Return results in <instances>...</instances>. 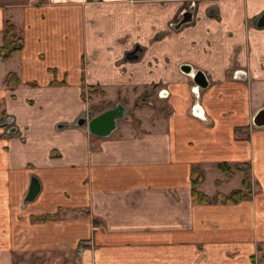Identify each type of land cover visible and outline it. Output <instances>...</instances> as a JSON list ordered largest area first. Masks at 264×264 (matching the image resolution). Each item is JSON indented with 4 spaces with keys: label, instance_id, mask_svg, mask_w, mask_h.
Masks as SVG:
<instances>
[{
    "label": "crops",
    "instance_id": "obj_1",
    "mask_svg": "<svg viewBox=\"0 0 264 264\" xmlns=\"http://www.w3.org/2000/svg\"><path fill=\"white\" fill-rule=\"evenodd\" d=\"M263 15L264 0H0V45L6 21L23 41L0 58V264H264ZM88 87L137 125H76ZM194 169L209 197L247 171L251 199L195 204Z\"/></svg>",
    "mask_w": 264,
    "mask_h": 264
},
{
    "label": "trees",
    "instance_id": "obj_2",
    "mask_svg": "<svg viewBox=\"0 0 264 264\" xmlns=\"http://www.w3.org/2000/svg\"><path fill=\"white\" fill-rule=\"evenodd\" d=\"M22 49H23V41L19 36L16 35L14 25L11 22L6 21L4 24V28L2 30L0 58L3 61H7L11 59V57L15 53L22 51ZM5 82L10 85V84H19L20 81L14 73H8L5 76ZM53 84L56 83H51V85ZM58 85H64V83H58ZM35 86H36L35 84H32V87ZM87 90L88 92L89 91L97 92V89H95L94 87H88ZM98 93H100V95H104L103 91H99ZM138 101H142V97H140ZM141 106L144 105L138 103L134 105L135 108H140ZM101 111L102 110H99L98 113H100ZM3 121L4 119L0 120V124ZM216 169L219 172H221L227 179H232L234 173L236 171H239L237 167H231L228 163H217ZM193 173L195 176L192 177L191 180V185H192L191 196L193 202L197 205H210L216 203L236 205L243 201H249L252 197V190L250 186L251 184L249 180V174H247V171H245L244 178L241 181L242 188L232 190L228 194L217 193L214 197H209L198 190V187L200 186V183L202 181V175L198 169H194ZM215 184L219 186L220 182L216 181ZM49 218H53V217L44 216L41 218V220L44 221Z\"/></svg>",
    "mask_w": 264,
    "mask_h": 264
},
{
    "label": "water",
    "instance_id": "obj_3",
    "mask_svg": "<svg viewBox=\"0 0 264 264\" xmlns=\"http://www.w3.org/2000/svg\"><path fill=\"white\" fill-rule=\"evenodd\" d=\"M192 10L185 11L181 14V19L175 27H180L184 24L190 23L192 20ZM257 25L259 27L264 26V15L258 21ZM193 83L196 85V90L205 89L208 86L206 76L201 71H197L193 77ZM196 92V105L195 110H198V93ZM197 113V112H196ZM196 115V114H195ZM126 116V110L120 104H116L115 107L106 109L96 115L92 116V111H89L87 115H82L80 119L76 122V125L80 127H85L87 132L98 138H105L111 135L117 127V122L124 119ZM252 124L256 128L264 127V106L254 115ZM40 190L39 182L36 178H32L30 185L25 196V203L32 202L38 195Z\"/></svg>",
    "mask_w": 264,
    "mask_h": 264
},
{
    "label": "rangeland",
    "instance_id": "obj_4",
    "mask_svg": "<svg viewBox=\"0 0 264 264\" xmlns=\"http://www.w3.org/2000/svg\"><path fill=\"white\" fill-rule=\"evenodd\" d=\"M0 85H1V81H0ZM99 91L100 90H97V92L96 91H94V92L89 91V92H86V94L83 95L84 99L91 103L90 109H91V111L93 110L92 111V116L96 115L99 110H104L105 108H108L110 106H114V107L116 106V104H112V103H107L106 104V103H104L101 100L96 102L97 98H102V97L105 96V94L104 95H100V93H98ZM111 97H112V95H108V98H111ZM141 97H142V101L136 100V102H135L136 104L138 103V104L144 105L148 101V99H146L145 95H142ZM128 102H126V103L131 105V103H128ZM0 105H1V100H0ZM155 107H156V104H155ZM111 108H113V107H111ZM131 111H132V108L131 107L128 108L127 116H125L124 119H121L119 121L123 122V121L129 120V121H131L130 124L132 125V127H135L137 125L138 121H137L136 118H134V116H132V112ZM5 116H6L5 112L4 113L1 112L0 120H2ZM240 178H241V176L237 175L236 178L233 181H231V182H229L227 184H224V186L222 187V191L227 193V192H231L232 190H235V189L239 188V186H240L239 185ZM210 179H211V176L208 175L206 181L208 180L209 186L204 189L206 191L207 190H211V191L214 190V186L211 183Z\"/></svg>",
    "mask_w": 264,
    "mask_h": 264
},
{
    "label": "built area",
    "instance_id": "obj_5",
    "mask_svg": "<svg viewBox=\"0 0 264 264\" xmlns=\"http://www.w3.org/2000/svg\"><path fill=\"white\" fill-rule=\"evenodd\" d=\"M79 254H80V252H79Z\"/></svg>",
    "mask_w": 264,
    "mask_h": 264
}]
</instances>
